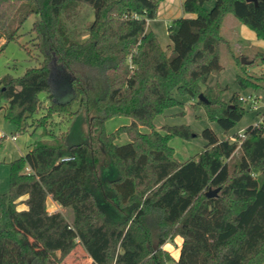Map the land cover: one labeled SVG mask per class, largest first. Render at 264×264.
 <instances>
[{
  "label": "trees",
  "instance_id": "16d2710c",
  "mask_svg": "<svg viewBox=\"0 0 264 264\" xmlns=\"http://www.w3.org/2000/svg\"><path fill=\"white\" fill-rule=\"evenodd\" d=\"M162 1L0 0V54L34 14L31 32L43 58L23 76L0 80V111L16 134L41 130L52 138L8 164L10 190L0 193V264H63L78 248L91 264H264V125H250L243 139L235 133L234 140L207 128L205 149L185 162L176 159L171 140L198 135L189 125L155 127L166 109L184 106L176 92L203 105L226 133L236 127L245 114L240 96L227 102L223 88L212 96L205 86L223 70L229 15L264 41V1L214 0L208 10L211 0H184V12L193 17L169 24L170 56L149 26ZM25 4L32 6L13 28ZM79 6L94 13L84 39L66 22ZM257 56L264 64V52ZM237 68L241 87L264 89V73L241 61ZM85 71L105 83L94 104L79 76ZM58 76L70 83L74 94L68 101L56 98L52 83ZM76 103L100 149L70 144L68 132L59 128L75 115ZM120 116L131 123L107 133L106 122ZM123 135L130 142L119 145ZM101 154L117 170L116 179L100 177ZM103 193L112 195L123 214L119 219L101 204ZM49 197L73 210L72 224L62 213L49 212ZM177 236L183 243L175 259L163 246Z\"/></svg>",
  "mask_w": 264,
  "mask_h": 264
},
{
  "label": "rangeland",
  "instance_id": "374dc122",
  "mask_svg": "<svg viewBox=\"0 0 264 264\" xmlns=\"http://www.w3.org/2000/svg\"><path fill=\"white\" fill-rule=\"evenodd\" d=\"M214 5V0L209 1L206 4L208 10ZM29 4H25L24 10L21 11L16 17L14 27L19 26L22 13L30 9ZM37 20V16L32 14L20 27L18 32V38L8 43L5 50L0 54V80L6 76L11 75L13 77H21L28 71L29 68L37 67L42 62L43 58L40 56L36 49V42L34 40V34H32V28ZM94 20L93 11L86 6H79V8L72 11L66 18L68 28L71 33L77 35L79 38L84 39L86 36V27L90 22ZM152 25L159 30V42L165 51L167 56L172 53V42L168 33L169 24L159 18L156 22L152 21ZM241 25L233 15H229L223 26V35L227 39L228 43L222 46L221 49V64L223 70L218 74H213L209 78L205 89H208L212 96H216L217 87L223 88L222 97L225 101L229 102L234 94L244 98L249 96H255L258 98L257 102L247 101L243 102L245 107V114L242 120L236 125V127L226 133L215 122H211L207 116L206 109L203 105H197L189 95H182L176 92V98L181 101L184 106H174L165 110V112L155 118V127L157 130H161L164 126H176V125H189L192 130L197 134V137H193L190 141L183 140L179 137H175L171 140V146L175 149V156L179 162H185L190 158L200 154L207 144L206 139L202 136V132L211 128L218 133L221 139L227 137L232 138V134L244 131L248 126L255 125L260 121L261 115L264 113V89L253 87L243 88L238 84L237 80V63L242 58L246 57L248 60L253 61V64L247 65L249 69L257 74L264 73V64L261 58L257 56V50L254 51L253 46H249L247 43L241 42L243 37V29L247 33L252 34L248 28ZM240 28V29H239ZM254 35V34H252ZM4 42H0V46ZM86 72V71H85ZM77 74H80L77 72ZM95 75V76H94ZM82 79V83L88 86L92 95V104L94 100L99 98L105 92V83L103 78H100L93 72H86L79 75ZM56 98L60 101H68L73 96L72 88L67 80V77H55L52 83ZM46 94L41 95L42 99H46ZM48 103V101H47ZM79 103L74 105L75 115L71 120L61 123L60 129L63 132H68L67 141L70 144L89 143L96 149H100L98 146L94 134L90 129V125L84 111H79ZM57 121L60 119L56 118ZM131 118L120 116L115 117L106 122L107 133H113L124 125L131 123ZM141 131L144 133L150 132L148 127H142ZM0 134L3 138L2 145L0 147V193H6L10 190V169L9 163L15 160L19 154L21 148H25L27 144H31L30 148H33L35 144H49L52 138L42 135V131L28 133H17L16 126L9 122L5 118L4 111H0ZM16 135L17 140H13L12 136ZM122 139L118 140L119 145L130 142L127 135H123ZM97 170L100 177L108 180H114L117 178V170H115L106 154L100 155V163H97ZM112 195L109 193H103L101 197V204L106 207L113 219H119L123 214L117 210L111 200ZM182 243L178 246L171 247V254L175 259L180 256ZM170 248V247H169ZM80 251H75V254H71L63 264H88V255L79 248Z\"/></svg>",
  "mask_w": 264,
  "mask_h": 264
},
{
  "label": "crops",
  "instance_id": "0c3cea01",
  "mask_svg": "<svg viewBox=\"0 0 264 264\" xmlns=\"http://www.w3.org/2000/svg\"><path fill=\"white\" fill-rule=\"evenodd\" d=\"M183 2H184V0H163L161 2V4H160V7H159L160 11L158 12L157 19L152 20V21L156 22L157 20H159V18H162L165 21V23L167 22L168 24H170L173 20L181 18V17H193V15L187 14V13L184 12ZM152 21L149 22V26H151L150 28L156 33L157 37H159L158 36L159 35V30L157 29V26L155 28L152 25ZM245 27H242V28H245ZM243 30H244L243 31L244 35H243V37H241V42L243 44L247 43L251 47L253 46L254 51L257 50V52L258 51H263L264 52V41L259 39L254 32L252 33L254 35H252L250 33H247V31H245V29H243ZM0 138H2L1 134H0ZM12 139L13 140H17V136L13 135ZM30 145L31 144H27V146H25V148H21L20 154H19V156L16 159H18V158H20L22 156H25L26 153H28V151L31 149ZM47 206H48V210H49L50 213L60 212L66 217V219L69 221V223L72 224L74 222L75 215H74V212H73V210L71 208L62 207L57 202H55V200H53L51 197L48 198ZM25 208H26L25 206H20V209H25ZM179 243H183V238L180 237V236H177V238H175L173 242H168L163 247L166 250H168L170 252V254H171V251H170L171 247H174V246L175 247L176 246L179 247ZM39 250L41 251V249H39ZM77 251H80V253L82 252L81 250H79V248L76 250V252ZM73 254H75V252ZM87 255L88 254H86V256ZM87 258H88V260H87L88 264H91L92 259L89 257V255H88Z\"/></svg>",
  "mask_w": 264,
  "mask_h": 264
},
{
  "label": "built area",
  "instance_id": "2783aa9c",
  "mask_svg": "<svg viewBox=\"0 0 264 264\" xmlns=\"http://www.w3.org/2000/svg\"><path fill=\"white\" fill-rule=\"evenodd\" d=\"M239 100L241 101V102H247V101H254L255 103L257 102V100H258V98H256L255 96H249L248 98H244V97H239ZM256 125H258V126H262V125H264V113L261 115V117H260V121L259 122H257L256 123ZM238 137L239 138H241V139H243L244 137H245V130L244 131H241V132H239L238 133ZM230 137H227V138H225V139H229ZM15 139V138H14ZM230 139H232V140H234V137H232V138H230Z\"/></svg>",
  "mask_w": 264,
  "mask_h": 264
},
{
  "label": "water",
  "instance_id": "95a60500",
  "mask_svg": "<svg viewBox=\"0 0 264 264\" xmlns=\"http://www.w3.org/2000/svg\"><path fill=\"white\" fill-rule=\"evenodd\" d=\"M246 1L249 3H254L255 5H258L259 1H264V0H246ZM241 62L244 65H250V64L254 63L253 61L248 60L246 57L242 58ZM200 98H203V95H201ZM218 191H219L218 189L211 191L207 195H208V197H214L217 195Z\"/></svg>",
  "mask_w": 264,
  "mask_h": 264
}]
</instances>
